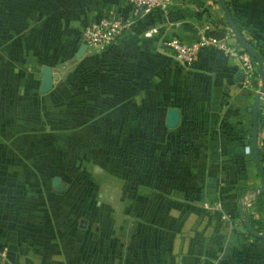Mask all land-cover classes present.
Masks as SVG:
<instances>
[{
	"label": "crops",
	"instance_id": "crops-1",
	"mask_svg": "<svg viewBox=\"0 0 264 264\" xmlns=\"http://www.w3.org/2000/svg\"><path fill=\"white\" fill-rule=\"evenodd\" d=\"M168 1L0 0V264H264L237 210L264 219L260 77L218 47L178 63L171 37L237 42L217 0ZM224 2L264 55V0ZM104 15L127 24L78 51ZM256 117L264 168V91Z\"/></svg>",
	"mask_w": 264,
	"mask_h": 264
},
{
	"label": "built area",
	"instance_id": "built-area-1",
	"mask_svg": "<svg viewBox=\"0 0 264 264\" xmlns=\"http://www.w3.org/2000/svg\"><path fill=\"white\" fill-rule=\"evenodd\" d=\"M135 13H145L155 9H164L168 6V0H128ZM127 21L114 16H98L86 22L80 29V39L88 47L104 46L112 41L117 34L126 26ZM156 31V27L148 28L144 35H150ZM171 56L180 64H190L198 53L208 47H218L226 54L237 58L243 74V83L252 85V81L257 77L256 63L238 43H228L223 39H216L205 33H198L197 37L191 41H183L176 37L166 40ZM246 151L248 146H245ZM202 206L209 207L205 201ZM224 216V215H223Z\"/></svg>",
	"mask_w": 264,
	"mask_h": 264
},
{
	"label": "water",
	"instance_id": "water-1",
	"mask_svg": "<svg viewBox=\"0 0 264 264\" xmlns=\"http://www.w3.org/2000/svg\"><path fill=\"white\" fill-rule=\"evenodd\" d=\"M222 11L224 18L228 24L229 30L231 34L234 36L236 42L244 49L249 55L253 58V60L256 63V68H257V74L260 77V84L258 86V89L254 95L253 101H252V125H251V135H250V152L251 155L254 159L258 174L260 176V183L257 187L256 193H261L264 190V170L261 166L260 160L257 155V148H256V133H257V117H256V112H257V103L259 100V95L261 92L264 91V78L262 74V62H261V57L260 54L255 50L253 47L249 45V43L242 37L241 33L235 26L233 19L231 18V15L229 13V10L224 2V0H217ZM86 47L85 43H81L79 50L81 51L83 48ZM175 113L172 112L171 114V119H174ZM51 183L53 186H55V190H61L62 185L59 183V177L58 176H53L51 179ZM243 197H244V191H241L239 198H238V205H237V210H238V215L239 218L242 222V225L245 229V231L252 237L255 238H264V230H258L256 229L249 221L247 217V213L245 210V206L243 204Z\"/></svg>",
	"mask_w": 264,
	"mask_h": 264
},
{
	"label": "trees",
	"instance_id": "trees-1",
	"mask_svg": "<svg viewBox=\"0 0 264 264\" xmlns=\"http://www.w3.org/2000/svg\"><path fill=\"white\" fill-rule=\"evenodd\" d=\"M248 43H249V45L251 46V47H253L255 50H257V52L260 54V57H261V62H262V74H263V76H264V67H263V62H264V55L262 54V52H261V50L260 49H258L254 44H252L250 41H248V40H246ZM258 155V154H257ZM260 160V159H259ZM263 168V167H262ZM263 170H264V168H263ZM244 190L246 189V188H243ZM263 191L261 192V193H257L256 194V199L258 200L262 195H263ZM247 213V212H246ZM247 217H248V219H249V221H250V223L256 228V229H258V230H264V219L263 220H258V219H255V218H252L251 216H250V214H247ZM255 238V237H254Z\"/></svg>",
	"mask_w": 264,
	"mask_h": 264
},
{
	"label": "rangeland",
	"instance_id": "rangeland-1",
	"mask_svg": "<svg viewBox=\"0 0 264 264\" xmlns=\"http://www.w3.org/2000/svg\"><path fill=\"white\" fill-rule=\"evenodd\" d=\"M262 245H263V244H262ZM262 247H263V246H262ZM262 247H261V245H259V248H258V249H260V248H262ZM263 249H264V247H263Z\"/></svg>",
	"mask_w": 264,
	"mask_h": 264
}]
</instances>
